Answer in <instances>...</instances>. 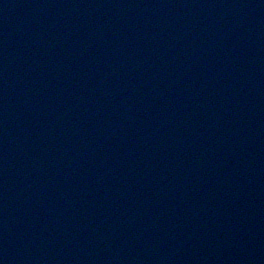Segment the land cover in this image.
Masks as SVG:
<instances>
[{
	"label": "water",
	"instance_id": "95a60500",
	"mask_svg": "<svg viewBox=\"0 0 264 264\" xmlns=\"http://www.w3.org/2000/svg\"><path fill=\"white\" fill-rule=\"evenodd\" d=\"M0 264H264V0H0Z\"/></svg>",
	"mask_w": 264,
	"mask_h": 264
}]
</instances>
